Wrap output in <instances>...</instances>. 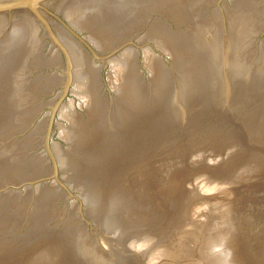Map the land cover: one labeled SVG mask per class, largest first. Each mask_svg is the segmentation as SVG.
<instances>
[{"label": "water", "instance_id": "1", "mask_svg": "<svg viewBox=\"0 0 264 264\" xmlns=\"http://www.w3.org/2000/svg\"><path fill=\"white\" fill-rule=\"evenodd\" d=\"M0 264H264V0H0Z\"/></svg>", "mask_w": 264, "mask_h": 264}]
</instances>
